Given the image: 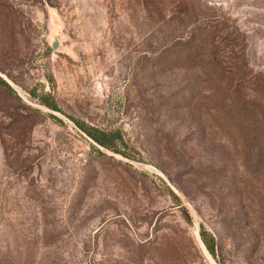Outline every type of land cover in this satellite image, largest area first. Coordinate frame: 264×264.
Returning <instances> with one entry per match:
<instances>
[{
  "label": "rangeland",
  "instance_id": "obj_1",
  "mask_svg": "<svg viewBox=\"0 0 264 264\" xmlns=\"http://www.w3.org/2000/svg\"><path fill=\"white\" fill-rule=\"evenodd\" d=\"M0 77V264H264V0H0Z\"/></svg>",
  "mask_w": 264,
  "mask_h": 264
},
{
  "label": "trees",
  "instance_id": "obj_2",
  "mask_svg": "<svg viewBox=\"0 0 264 264\" xmlns=\"http://www.w3.org/2000/svg\"><path fill=\"white\" fill-rule=\"evenodd\" d=\"M0 84L3 85L4 87H6L9 90H12V88L10 87V85L3 80L0 77ZM47 106H49L50 108L57 110V106L55 104H53V102H44ZM80 127L100 146L107 148V149H111L113 151H119L118 150V143L123 141L122 135L120 132H105L96 128H87L85 126H83L82 124H80ZM173 197L176 201H178V197L173 193ZM183 213L186 215V217H188V219L190 218L188 211L186 210V208L182 209ZM200 234L202 237V240L207 248V250L210 252V254L213 257H216V249H215V245H216V240L215 237L209 233L203 226L201 227L200 230Z\"/></svg>",
  "mask_w": 264,
  "mask_h": 264
}]
</instances>
